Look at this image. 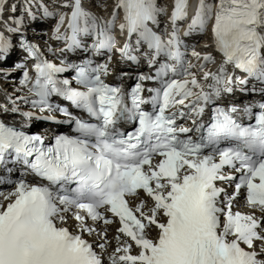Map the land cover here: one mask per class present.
<instances>
[{"label":"snow or ice","instance_id":"6c2138e0","mask_svg":"<svg viewBox=\"0 0 264 264\" xmlns=\"http://www.w3.org/2000/svg\"><path fill=\"white\" fill-rule=\"evenodd\" d=\"M32 2L25 0L21 15L9 17L15 26L3 22L7 31L21 33L25 14L36 19ZM39 7L42 18L59 14L52 38L65 44L55 51L109 56L95 66L91 58L58 66L41 59L36 45L21 36V48L38 61L28 87L38 99L16 100L63 113L77 134L56 135L44 146L41 135L0 120V166L11 159L38 178L29 183L0 177V184L14 185L0 190V264H264V103L255 124L234 118L241 110L251 115L255 107L249 102L239 108L237 93L264 95V0H197L190 17L189 0H173L170 30L163 33L150 26H158L166 11L157 0H115L108 19L86 10L82 0H61L60 7L70 9L64 32L65 14ZM118 11V28L127 38L116 47ZM186 19L184 37L210 32L222 57L215 69L211 52L181 39L179 23ZM9 46L0 32V60ZM114 51L123 63L143 59L154 75L139 73L129 92L105 83ZM67 69H75L83 91L56 78ZM29 80L25 71L20 83ZM145 81L159 82L147 89V98L141 95ZM53 94L96 122L50 104ZM5 95L11 104H0V112L56 119L21 111ZM147 104L152 111L142 107ZM182 119L191 124L178 123ZM121 122H135L134 131H121Z\"/></svg>","mask_w":264,"mask_h":264},{"label":"bare ground","instance_id":"6f19581e","mask_svg":"<svg viewBox=\"0 0 264 264\" xmlns=\"http://www.w3.org/2000/svg\"><path fill=\"white\" fill-rule=\"evenodd\" d=\"M5 1V0H4ZM34 1V0H33ZM36 2L38 0H35ZM41 3L43 5H46L49 7V10H53V8H56L58 11H61L62 12V7L60 8L58 5L59 4H55L56 3V0H40ZM84 3V6H85V9L90 11L92 14L94 15H100L101 17L105 18V19H108L110 18V13L112 11V8L115 4V0H83L82 1ZM157 3L159 6L161 7H168L170 8L172 6V3H173V0H157ZM39 5L40 3H34L32 2L31 4V10L32 12L36 15V16H39V17H42V13H39L40 12V8H39ZM58 6V7H56ZM191 6V0H189V8ZM188 8V9H189ZM60 13V12H58ZM21 15V12H19V10H16L15 13L13 14V17L15 16H20ZM50 17L48 18H45L46 20L49 19ZM9 20V18H8ZM25 22H33L34 20L32 19H24ZM0 26H3V24H1ZM0 32L3 33L4 37H7L9 33H5L4 30L0 27ZM31 34H32V37L34 39H41L42 37L39 36L38 34H43V33H37L36 31H29ZM43 39V38H42ZM43 46L44 47H49L50 45L47 44L46 41H43L42 42ZM195 45H196V48L198 51H201L203 52V50H205L204 48L201 47L202 43H201V38L199 41L195 42ZM9 61H4L5 64H8ZM1 65V64H0ZM9 70H12V69H9ZM4 83V87L6 90L8 91H11L12 93H14V97L19 95L20 93H23V91H25V89L21 86V85H18V84H15V83H11L12 81H2ZM37 125H39V122H34V121H30L29 122V128H28V132H33V131H29V129L32 127V126H35V128H37ZM42 126V124H41ZM43 132H45L46 134H49L51 132H49L48 130H43Z\"/></svg>","mask_w":264,"mask_h":264},{"label":"rangeland","instance_id":"374dc122","mask_svg":"<svg viewBox=\"0 0 264 264\" xmlns=\"http://www.w3.org/2000/svg\"><path fill=\"white\" fill-rule=\"evenodd\" d=\"M33 2H34V3H37V2H38V3H40V5L42 4L40 0H38L37 2L34 0ZM39 8H40V7H39ZM39 13H42L41 10H40ZM30 130H33V128H31Z\"/></svg>","mask_w":264,"mask_h":264}]
</instances>
